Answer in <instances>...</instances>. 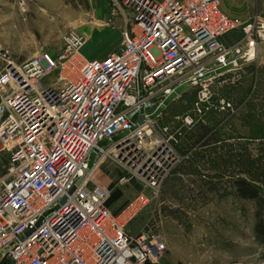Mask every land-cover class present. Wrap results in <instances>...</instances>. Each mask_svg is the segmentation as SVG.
<instances>
[{"label": "built area", "instance_id": "2783aa9c", "mask_svg": "<svg viewBox=\"0 0 264 264\" xmlns=\"http://www.w3.org/2000/svg\"><path fill=\"white\" fill-rule=\"evenodd\" d=\"M118 1L131 16L118 49L101 58H83L85 38L75 30L63 32L54 57L40 52L16 62L0 47V151H8L0 264H163L161 231L144 223L127 232L142 211L156 210L178 160L175 137L155 128L145 109L181 82L199 87L196 104L206 101L210 82L237 81L264 40L263 16L232 18L221 0ZM17 3L26 11L25 0ZM237 30L249 45L221 43ZM238 58L244 62L237 65ZM227 63L233 66L214 72ZM140 107L145 118L138 125ZM105 157L142 186L113 211L106 203L112 190L91 175Z\"/></svg>", "mask_w": 264, "mask_h": 264}, {"label": "rangeland", "instance_id": "374dc122", "mask_svg": "<svg viewBox=\"0 0 264 264\" xmlns=\"http://www.w3.org/2000/svg\"><path fill=\"white\" fill-rule=\"evenodd\" d=\"M25 3L22 12L17 0H0L1 54L6 51L13 61L40 52L54 57L67 30L82 33L87 45L88 35L95 34L92 24L115 31L120 44L122 29L118 32L113 24V8L99 20L87 0ZM107 34L100 44L110 38ZM257 43V56L241 67L237 81L213 80L208 99L199 104V87H190L153 119L155 128H166L175 137L172 147L178 160L161 185L156 210L142 211L130 230L137 232L145 222L164 234L169 251L161 258L163 264H264V233L256 229L258 219L264 225V40ZM162 99L154 97L145 113L160 107ZM185 116L191 118L189 124L183 122ZM7 152L0 151V184L6 179ZM91 175L125 194L142 189L112 158H103ZM242 178L256 186L258 199L239 196L237 181ZM173 256L181 260L174 261Z\"/></svg>", "mask_w": 264, "mask_h": 264}, {"label": "crops", "instance_id": "0c3cea01", "mask_svg": "<svg viewBox=\"0 0 264 264\" xmlns=\"http://www.w3.org/2000/svg\"><path fill=\"white\" fill-rule=\"evenodd\" d=\"M255 1L261 3V5L259 4L257 5ZM87 3L89 10L90 11L92 10L94 12V15H96L97 18H99V20L105 19L106 16H108L110 9L113 8L116 14V17L113 19V24L115 28L118 29V32L121 29H124L131 16L130 12L127 13L126 10H123L118 0H87ZM263 8H264V0H221L220 2L221 10H223L228 16L232 18H239L241 20H247L254 13H258L264 17ZM256 9L260 11H255ZM100 27H95L93 24L92 26H90V30L93 31L95 34L91 36L90 33V35H88V41L86 43L87 45H85L86 41L84 40V43L80 48V52L82 53L83 57L87 60H92L93 58H101L107 53L118 49L119 47L116 32L115 31L112 32L109 29L104 28V26H102L101 28ZM108 32H110L109 33L110 38L108 40L106 39L107 41L100 44L99 40L105 37ZM220 39H221V43L226 46H233L235 44L240 43L244 47L251 43L250 40H248L247 38H242V33L240 30L224 33L220 37ZM257 45L258 43H256V45L254 46L255 56H257L258 54ZM110 189L112 190V193L115 190L120 191V195L115 199H113L108 205V207L112 211L117 209L127 199L132 198L136 194L132 192H127V194H125L124 190H122L121 188L115 189L113 186L112 188L110 187ZM130 224L127 227V232L133 233L130 230ZM173 259L174 261L181 260L179 259V256H173Z\"/></svg>", "mask_w": 264, "mask_h": 264}, {"label": "water", "instance_id": "95a60500", "mask_svg": "<svg viewBox=\"0 0 264 264\" xmlns=\"http://www.w3.org/2000/svg\"><path fill=\"white\" fill-rule=\"evenodd\" d=\"M244 62V60L242 58H238V60H236V64L238 65L239 63ZM233 66V63H227L226 65L217 68L214 72L215 73H222L225 70L230 69ZM190 88V86L185 83V82H181L179 84H177L176 87L173 88V91L171 92L172 94H168L167 97H164L160 103V107H156L152 113L148 114L147 119L149 120H153L157 115H159V113L163 110V108H165L167 106V104L169 102H171L172 100H174V98L179 97L181 95V93H183L184 91L188 90ZM145 118V116L143 115V111L142 108H139L138 111V119H137V124L139 125L140 123H142V120ZM106 141H100L97 143V146H102L103 144H105ZM97 147L93 150V152L89 155L88 157V164H87V168L84 170V172H87L88 169L91 168L92 164H93V159L95 156V153L97 152Z\"/></svg>", "mask_w": 264, "mask_h": 264}, {"label": "trees", "instance_id": "16d2710c", "mask_svg": "<svg viewBox=\"0 0 264 264\" xmlns=\"http://www.w3.org/2000/svg\"><path fill=\"white\" fill-rule=\"evenodd\" d=\"M238 184H239V196L240 197H245V198H252V199H258V189L256 188V186L254 184H251L250 182L246 181L244 178L242 179H238ZM120 195V191L119 190H115L111 196L109 197V199L106 201L107 205L110 204V202L115 199L116 197H118ZM257 216H259V213H257ZM260 218V216L258 217ZM257 230H261L264 233V225L261 221V219H258L257 221Z\"/></svg>", "mask_w": 264, "mask_h": 264}, {"label": "bare ground", "instance_id": "6f19581e", "mask_svg": "<svg viewBox=\"0 0 264 264\" xmlns=\"http://www.w3.org/2000/svg\"><path fill=\"white\" fill-rule=\"evenodd\" d=\"M250 53H252V50H250ZM168 93H170V92H168Z\"/></svg>", "mask_w": 264, "mask_h": 264}]
</instances>
